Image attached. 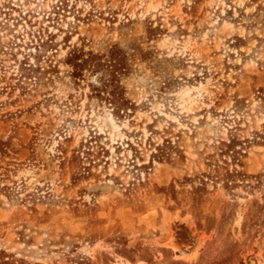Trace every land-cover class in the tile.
I'll list each match as a JSON object with an SVG mask.
<instances>
[{
  "label": "rangeland",
  "instance_id": "obj_1",
  "mask_svg": "<svg viewBox=\"0 0 264 264\" xmlns=\"http://www.w3.org/2000/svg\"><path fill=\"white\" fill-rule=\"evenodd\" d=\"M59 1L0 0V264H264V0Z\"/></svg>",
  "mask_w": 264,
  "mask_h": 264
},
{
  "label": "built area",
  "instance_id": "obj_2",
  "mask_svg": "<svg viewBox=\"0 0 264 264\" xmlns=\"http://www.w3.org/2000/svg\"><path fill=\"white\" fill-rule=\"evenodd\" d=\"M59 3H61V0L59 1ZM62 5V4H61ZM60 5V6H61ZM60 6H56L57 9H60ZM61 11H63V9H60ZM62 15V14H61ZM45 17H48V15H45ZM16 20V19H15ZM51 19L49 18H45V22H41L43 25L42 26H37L36 24H33V23H27V22H24L22 24H20L18 27H21L22 28V31L24 32V34H21L19 35L22 39H24L25 37L27 38V42L26 40L23 41V43L25 45H27V43L29 44V47H27V49L29 50H36V46L37 48H40V46L37 44V45H34V40H36V37H40L41 38V34H44L45 32V35L44 36H48L49 34H51V32H53L52 30H50V25H46V23L50 22ZM16 35V34H15ZM17 37V41L19 42L20 41V38L18 37V35H16ZM37 43V41L35 42Z\"/></svg>",
  "mask_w": 264,
  "mask_h": 264
},
{
  "label": "trees",
  "instance_id": "obj_3",
  "mask_svg": "<svg viewBox=\"0 0 264 264\" xmlns=\"http://www.w3.org/2000/svg\"><path fill=\"white\" fill-rule=\"evenodd\" d=\"M238 174H240V172H239V170H237L236 168H234V169H231V170H226L225 171V174H224V182H225V184L226 185H230V186H232L234 183H230V181H233V179H234V176H236V175H238ZM244 175V174H243ZM249 187H251V185H248Z\"/></svg>",
  "mask_w": 264,
  "mask_h": 264
},
{
  "label": "flooded vegetation",
  "instance_id": "obj_4",
  "mask_svg": "<svg viewBox=\"0 0 264 264\" xmlns=\"http://www.w3.org/2000/svg\"><path fill=\"white\" fill-rule=\"evenodd\" d=\"M2 20V18H0V21Z\"/></svg>",
  "mask_w": 264,
  "mask_h": 264
}]
</instances>
